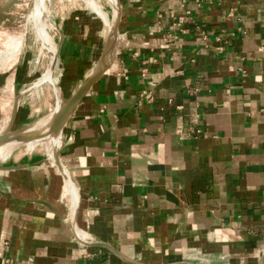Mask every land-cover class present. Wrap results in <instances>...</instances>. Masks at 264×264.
I'll return each mask as SVG.
<instances>
[{
    "label": "crops",
    "instance_id": "obj_1",
    "mask_svg": "<svg viewBox=\"0 0 264 264\" xmlns=\"http://www.w3.org/2000/svg\"><path fill=\"white\" fill-rule=\"evenodd\" d=\"M118 1L55 160L0 162V264H264V0ZM99 30L65 37L66 104Z\"/></svg>",
    "mask_w": 264,
    "mask_h": 264
},
{
    "label": "rangeland",
    "instance_id": "obj_2",
    "mask_svg": "<svg viewBox=\"0 0 264 264\" xmlns=\"http://www.w3.org/2000/svg\"><path fill=\"white\" fill-rule=\"evenodd\" d=\"M96 1H94L95 7H91L87 0L46 1L45 21L47 33L57 49V54L52 56L48 52L47 44H44L38 37L34 24L30 20L35 9L34 6H36L35 3L38 0H16L14 5L0 16V37L8 35L24 39L21 48L18 49L20 52L15 50V54L13 52L12 56L8 58L9 60L7 59V65H11H8L9 67L5 70L0 69V93H2V90L9 93L8 95L5 94L7 98H4V101L0 100V119L17 117L30 119L22 124V127L20 124L17 126L18 128L11 126V124L3 126L4 130L0 131V135L5 139L21 137L29 132L38 121L50 117L55 109L65 106L66 100L62 99L60 92L65 75V67L61 61V50L67 53L72 46L71 43L67 42L68 39H65L66 35L71 36L70 34L73 31H77L81 37V32L83 33L85 29L88 34L91 30H93V34H96V29H100L102 38L106 35L108 39L109 31L104 25V16L107 14L108 18L111 21L113 20L110 4L107 0ZM74 24L77 26L75 30L72 29ZM53 59H56V65L52 67ZM16 69H18V77L16 76L15 79L17 78L20 82L19 91L21 93L17 102V106H20L18 114L14 100L16 97V81L10 80L14 78L13 74L16 73ZM48 72L51 74L53 83L44 82L43 80ZM7 82L9 84L8 88L6 86L8 85ZM34 131L29 135H41V132H43L41 129ZM48 147L47 143L36 145L32 152L41 151L48 158L53 159L50 156L52 150H49ZM16 150L30 152L26 147V143L12 151Z\"/></svg>",
    "mask_w": 264,
    "mask_h": 264
},
{
    "label": "bare ground",
    "instance_id": "obj_3",
    "mask_svg": "<svg viewBox=\"0 0 264 264\" xmlns=\"http://www.w3.org/2000/svg\"><path fill=\"white\" fill-rule=\"evenodd\" d=\"M46 1L47 0H38V2H36L37 4L35 3L36 6H34L35 9H34L33 14L30 17V20L34 24L38 37L43 41L44 44H47L46 46H48L47 47L48 52L52 56V55L57 54V49L54 47L53 43L50 40L49 34L47 33L46 21H45ZM94 1L97 2L96 0H87V2L90 3L91 7L92 6L95 7ZM107 2L110 4L111 12L113 14V20L111 21L108 18L107 14L105 15L106 17L104 16V25L108 28V31H109L108 39H107V50L105 51L103 55L102 65L100 66L99 70L93 75L92 80L96 79L101 74L102 72L101 69L112 59L114 51H115V46H116V38H115L114 31L117 25L118 17L121 13L120 5H119L118 0H107ZM23 42H24V39L18 38L15 36L4 35L0 37V69L5 70L7 67H9L8 65H11V64L7 65V59L12 56L11 54H13L15 50H18L21 48L20 46L23 44ZM55 63H56V59H53L52 67L55 66ZM43 80L44 82L47 81L49 83H53V79L51 77L50 72H48L45 75ZM64 107L60 106L57 109H55L54 113L50 117L44 118L43 120L38 121L35 124V126L29 130V132L25 133L21 137H17L14 139L13 138L6 139L2 144H0V162L3 163L8 158L11 151L17 148L18 146L22 145L23 141H26L27 138L31 137L29 134L35 132L34 130H37V129H41L43 131L41 132V137L43 136L45 137L46 135L47 137L40 138L32 142H26V147L28 148V151L30 152L33 151L36 145L47 143L49 145L48 147L49 150H52L50 156L55 160L56 150L58 149L60 145L59 138L57 137L58 133L54 135H51L50 133H52L54 130V121L57 115L63 111Z\"/></svg>",
    "mask_w": 264,
    "mask_h": 264
},
{
    "label": "water",
    "instance_id": "obj_4",
    "mask_svg": "<svg viewBox=\"0 0 264 264\" xmlns=\"http://www.w3.org/2000/svg\"><path fill=\"white\" fill-rule=\"evenodd\" d=\"M15 1L16 0H6V1L2 0V2L0 3V16L3 13H5L7 10H9L14 5ZM94 80L89 81L87 83V85L79 93H77V95H75V97L71 101H69L65 105L63 111L57 115V117L54 121V130L52 133H50L51 135L57 134L60 131L65 119L67 118V116L71 112L72 108L78 102L80 97L85 93V91L91 86V84ZM45 137H47V135ZM45 137L44 136L41 137V135L31 136V137L27 138L26 141H23V143L36 141L40 138H45ZM5 140L6 139L3 136H1L0 137V144H2Z\"/></svg>",
    "mask_w": 264,
    "mask_h": 264
}]
</instances>
